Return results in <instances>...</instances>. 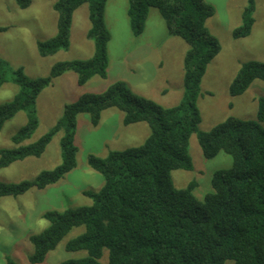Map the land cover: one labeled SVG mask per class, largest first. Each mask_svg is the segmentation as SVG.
<instances>
[{
    "label": "trees",
    "instance_id": "16d2710c",
    "mask_svg": "<svg viewBox=\"0 0 264 264\" xmlns=\"http://www.w3.org/2000/svg\"><path fill=\"white\" fill-rule=\"evenodd\" d=\"M49 1L58 16L57 33L48 41L38 42V54L51 56L68 47L73 13L82 5L88 7L90 28L86 36L94 44V54L86 61L57 63L45 78L30 79L21 68L12 71V83L19 89L11 101L0 105V130L19 112L26 114V123L11 138L16 147L0 149V169L28 157H39L53 136L62 131L61 162L30 181L0 182V200L32 189L43 190L76 167L74 138L79 115H87L96 128L102 112L113 108L123 113L124 125L144 123L149 134L140 146L110 151L105 158L87 157V165L102 176L103 185L96 192L82 191L91 200L88 206L44 213L48 225L28 238L33 248L28 262L43 263L72 229L83 227V232L69 240L64 249L86 255L59 264H101L104 250L108 253L107 264H264V99L258 100L256 122L230 117L207 132L198 130L201 79L220 51L218 41L205 27L214 8L203 0H127V17L134 36L143 32L149 11L156 9L168 34L188 45L183 58L181 101L164 108L133 94L118 81L101 93L84 94L65 105L55 126L36 142L24 145L38 126L36 98L54 79L74 72L77 84L82 86L95 76L107 77V0ZM15 2L21 9L30 4V0ZM253 12L254 0H248L241 26L232 33L234 39L250 35ZM5 30L1 27L0 33ZM4 72L0 58V88L6 83ZM255 80L264 82V62L242 64L229 86L230 96L242 95ZM192 135H196L205 159L222 152L232 160L230 168L213 173L212 192L203 200L194 196L196 182L176 189L171 178L173 171L193 170L188 150ZM7 264L16 263L7 259Z\"/></svg>",
    "mask_w": 264,
    "mask_h": 264
},
{
    "label": "rangeland",
    "instance_id": "374dc122",
    "mask_svg": "<svg viewBox=\"0 0 264 264\" xmlns=\"http://www.w3.org/2000/svg\"><path fill=\"white\" fill-rule=\"evenodd\" d=\"M203 1L214 8V14L207 19L205 27L218 41L220 51L207 65L201 79L197 99L201 116L198 130L207 132L230 117L256 122L258 100L264 99V82L253 81L245 93L236 97L230 96L229 86L242 64L264 62V0H254L251 33L240 39H234L232 33L241 26L248 0ZM127 7V0H107L106 3L104 21L110 34L107 77L95 76L82 86L77 84L74 72H66L54 79L36 98L34 109L38 126L24 145L36 142L55 126L65 105L77 101L84 94L101 93L118 81L124 82L133 94L164 108L174 107L181 101L183 58L188 45L168 34L156 9L149 11L143 32L134 36L129 26ZM57 18L49 0H30L25 9L19 8L15 0H0V28H6L0 33V58L6 77V83L0 88V105L11 101L19 89L12 83V71L21 68L30 79L45 78L57 63L92 58L94 44L86 36L90 28L87 5L73 13L68 47L51 56L38 54V42L55 37ZM122 120L123 113L110 108L102 112L100 123L94 128L87 115H79L74 138L76 167L59 182L43 190L32 189L20 196L0 200V264H7V259L16 264H30L27 259L33 248L28 238L47 227L44 213L91 204L82 191L96 192L104 180L87 165L89 155L105 158L110 151H122L144 142L149 134L148 126L144 123L126 126ZM25 123L24 112L5 122L0 130V149L16 147L11 138ZM261 126L264 128V123ZM62 136V131L55 134L39 157H28L0 169V182L30 181L42 171L54 169L61 162ZM188 150L193 170L173 171V185L176 189H184L194 181L197 184L194 196L203 200L212 192L210 182L213 173L230 168L232 160L222 152L213 159H205L196 135L190 137ZM83 230V227L72 229L41 264H59L84 257L85 252H67L64 249L65 244ZM107 254L104 250L101 264H107Z\"/></svg>",
    "mask_w": 264,
    "mask_h": 264
}]
</instances>
